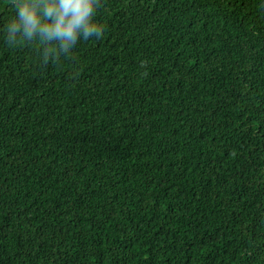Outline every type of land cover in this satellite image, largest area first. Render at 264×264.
<instances>
[{
	"label": "trees",
	"instance_id": "1",
	"mask_svg": "<svg viewBox=\"0 0 264 264\" xmlns=\"http://www.w3.org/2000/svg\"><path fill=\"white\" fill-rule=\"evenodd\" d=\"M15 14L0 264H264V0H101L68 53Z\"/></svg>",
	"mask_w": 264,
	"mask_h": 264
},
{
	"label": "clouds",
	"instance_id": "2",
	"mask_svg": "<svg viewBox=\"0 0 264 264\" xmlns=\"http://www.w3.org/2000/svg\"><path fill=\"white\" fill-rule=\"evenodd\" d=\"M11 4L16 14L6 28L10 41L38 36L43 42L58 41L60 51L68 53L81 38L103 35V26L94 20L101 0H11Z\"/></svg>",
	"mask_w": 264,
	"mask_h": 264
}]
</instances>
